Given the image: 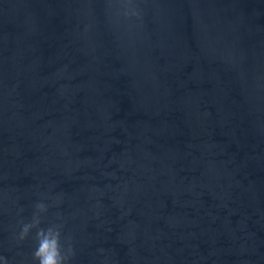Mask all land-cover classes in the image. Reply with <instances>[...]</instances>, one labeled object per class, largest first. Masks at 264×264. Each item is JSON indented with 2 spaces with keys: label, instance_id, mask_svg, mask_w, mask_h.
<instances>
[{
  "label": "water",
  "instance_id": "obj_1",
  "mask_svg": "<svg viewBox=\"0 0 264 264\" xmlns=\"http://www.w3.org/2000/svg\"><path fill=\"white\" fill-rule=\"evenodd\" d=\"M37 203L68 264H264V0H0L5 264Z\"/></svg>",
  "mask_w": 264,
  "mask_h": 264
},
{
  "label": "clouds",
  "instance_id": "obj_2",
  "mask_svg": "<svg viewBox=\"0 0 264 264\" xmlns=\"http://www.w3.org/2000/svg\"><path fill=\"white\" fill-rule=\"evenodd\" d=\"M133 15L136 13L133 12ZM30 223L23 224L19 233V238L23 239L32 228H36L37 247L34 251V256L38 259L39 264H68V258L72 254V249L69 247L66 251L62 249L60 239L61 233L59 226L53 225L48 228H39L40 213L46 211L44 203H37ZM0 264H5V261L0 257Z\"/></svg>",
  "mask_w": 264,
  "mask_h": 264
}]
</instances>
